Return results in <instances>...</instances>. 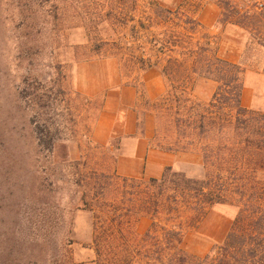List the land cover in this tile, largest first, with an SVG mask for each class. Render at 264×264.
I'll return each instance as SVG.
<instances>
[{
	"label": "rangeland",
	"instance_id": "rangeland-1",
	"mask_svg": "<svg viewBox=\"0 0 264 264\" xmlns=\"http://www.w3.org/2000/svg\"><path fill=\"white\" fill-rule=\"evenodd\" d=\"M76 1L30 0L37 25L24 37L16 0H0V264H147L141 253L134 258L121 253L119 237L111 239L109 252L94 245L96 212L84 205L94 197L84 185L93 180L79 183L80 176L115 172L146 181L160 178L167 167L190 178L203 176L197 154L154 147V119L144 115L140 92L146 102L163 93L159 70L142 72L140 86L134 88L120 76L116 59L93 56L70 6ZM154 1L172 7L181 0ZM52 5L58 7L57 20ZM196 5L189 12L218 55L245 71L242 106L264 111V50L252 45L240 28L221 24L214 3ZM215 88V83L195 77L189 95L194 102L207 103ZM131 114L136 120L132 139L123 133ZM113 123L112 137L98 143L96 126L104 132ZM144 150L159 156L149 174ZM133 152L139 155L137 161L130 156ZM124 205L122 201L120 209ZM236 212L231 204L214 205L186 231L184 251L197 257L207 254L223 240ZM149 225L141 217L122 228L139 241ZM155 258L148 264H158Z\"/></svg>",
	"mask_w": 264,
	"mask_h": 264
},
{
	"label": "trees",
	"instance_id": "trees-1",
	"mask_svg": "<svg viewBox=\"0 0 264 264\" xmlns=\"http://www.w3.org/2000/svg\"><path fill=\"white\" fill-rule=\"evenodd\" d=\"M204 1L181 0L172 7L154 0L70 3L86 32L85 48L93 56L116 59L126 83L135 88L142 72L159 70L163 93L146 102L140 92L144 115L154 119V147L197 154L203 169L200 179L170 167L160 178L146 181L121 178L115 172L80 176L79 183L93 180L84 185L94 194L84 205L96 212L93 243L100 244L104 253L109 252L111 239L119 237L124 245L121 253L131 258L141 253L148 263L156 257L158 264H264V111L242 106L244 69L218 55L214 42L189 12ZM208 1L219 9L221 24L240 28L252 45L264 50V0ZM30 4L16 0L24 37L37 25ZM52 7L57 20L58 7ZM195 77L216 84L209 102L191 100ZM109 194L113 196L107 199ZM122 201L124 209L119 207ZM224 204L237 212L223 240L202 257L184 251L186 231L214 205ZM141 217L150 225L137 241L122 226Z\"/></svg>",
	"mask_w": 264,
	"mask_h": 264
},
{
	"label": "crops",
	"instance_id": "crops-1",
	"mask_svg": "<svg viewBox=\"0 0 264 264\" xmlns=\"http://www.w3.org/2000/svg\"><path fill=\"white\" fill-rule=\"evenodd\" d=\"M108 115V113H106ZM105 115V114H104ZM114 118V123H115V115L112 116ZM135 118L134 116L131 114L130 119L128 120V124L126 126V128L124 129V135L130 139L133 138V136L136 134V122H135ZM101 123V121H100ZM114 123L110 126H108V128H106L103 132V130H100V132H97L99 129V126H96L95 130H94V139L100 143H106L109 141V139L112 137V135L114 134ZM104 134V136H103ZM138 140V139H137ZM136 140V141H137ZM146 153V173H151L153 171H155V169H153V166H155L157 164L158 161V154H156V152L154 151H146L144 150ZM134 152L132 154H130L131 158L133 160H138L139 159V155H137V153Z\"/></svg>",
	"mask_w": 264,
	"mask_h": 264
}]
</instances>
